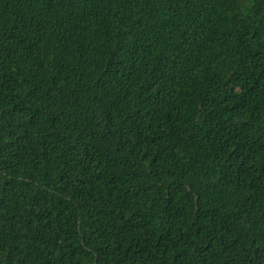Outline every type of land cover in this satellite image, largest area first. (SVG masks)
Listing matches in <instances>:
<instances>
[{
    "label": "trees",
    "instance_id": "1",
    "mask_svg": "<svg viewBox=\"0 0 264 264\" xmlns=\"http://www.w3.org/2000/svg\"><path fill=\"white\" fill-rule=\"evenodd\" d=\"M0 264H264V0H0Z\"/></svg>",
    "mask_w": 264,
    "mask_h": 264
}]
</instances>
